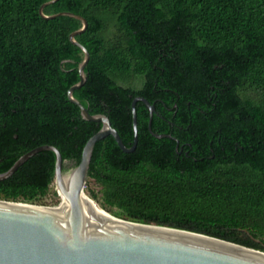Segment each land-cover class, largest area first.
<instances>
[{"label": "trees", "instance_id": "1", "mask_svg": "<svg viewBox=\"0 0 264 264\" xmlns=\"http://www.w3.org/2000/svg\"><path fill=\"white\" fill-rule=\"evenodd\" d=\"M52 0H0V174L56 147L77 166L103 127L68 98L84 52L82 22L44 18ZM82 16L90 53L74 91L113 136L95 146L89 181L125 220L187 230L264 252V0H58L47 16ZM43 151L0 182V200L35 204L55 183ZM91 198L97 202L98 196ZM115 210V211H114Z\"/></svg>", "mask_w": 264, "mask_h": 264}, {"label": "water", "instance_id": "2", "mask_svg": "<svg viewBox=\"0 0 264 264\" xmlns=\"http://www.w3.org/2000/svg\"><path fill=\"white\" fill-rule=\"evenodd\" d=\"M44 18L69 16L82 22V28L70 36L72 43L84 52L79 67L81 81L70 88L69 100L77 105L85 120L100 122L102 129L86 143L81 162L75 166L64 160L54 146L44 145L23 155L7 172L0 174V182L9 179L29 159L43 151L56 154L55 183L69 208L52 210L28 203L0 200V264H264V252L232 242L187 230L137 223L105 212L85 193L95 146L113 136L125 153L135 152L139 142L136 105L143 102L150 110L149 130L156 138H173L152 130L155 106L137 97L132 103L135 132L134 145L128 148L111 120L105 115H92L74 97V91L86 83L85 68L89 51L76 40L88 29V21L73 13L61 12ZM179 143V141H178ZM69 164L73 167L69 168Z\"/></svg>", "mask_w": 264, "mask_h": 264}, {"label": "rangeland", "instance_id": "3", "mask_svg": "<svg viewBox=\"0 0 264 264\" xmlns=\"http://www.w3.org/2000/svg\"><path fill=\"white\" fill-rule=\"evenodd\" d=\"M71 167H73V166H71L69 164V168H67V169H71ZM99 190H100V187L95 182L89 181V179H88L87 184H86V188H85V193L90 198H91V195L92 194H96L98 196V200H97V202L96 201L95 202L100 207H102L105 211H108L109 212L110 210L108 208H104L103 207V203L104 202L102 200V195L99 192ZM64 203H65V198H64V196L62 194L58 193V191H57V184L54 183V185L52 186L51 191L48 194V196H46L41 201H38L37 203H35L33 205H38V206H43V207L57 208V207L63 206Z\"/></svg>", "mask_w": 264, "mask_h": 264}, {"label": "bare ground", "instance_id": "4", "mask_svg": "<svg viewBox=\"0 0 264 264\" xmlns=\"http://www.w3.org/2000/svg\"><path fill=\"white\" fill-rule=\"evenodd\" d=\"M57 191H58V189H57ZM58 193H60V194H62V192L61 191H58ZM63 195V194H62ZM87 195V194H86ZM88 197V196H87ZM89 199H91L90 197H88ZM92 200V199H91ZM93 201V200H92ZM93 205L95 206V205H97V203L94 201V203H93ZM98 208V211H99V213H102V214H104L105 212H107V211H100L99 209H101V207L98 205L97 206ZM69 208V203L66 201V199H65V203H64V205L63 206H61V207H57V208H52V210H65V209H68Z\"/></svg>", "mask_w": 264, "mask_h": 264}]
</instances>
